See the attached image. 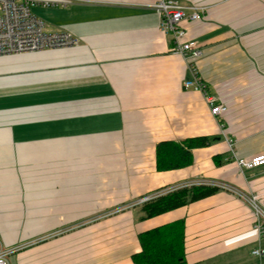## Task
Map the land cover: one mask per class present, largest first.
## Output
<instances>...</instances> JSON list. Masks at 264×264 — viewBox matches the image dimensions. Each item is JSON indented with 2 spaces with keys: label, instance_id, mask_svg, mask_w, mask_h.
<instances>
[{
  "label": "crops",
  "instance_id": "1",
  "mask_svg": "<svg viewBox=\"0 0 264 264\" xmlns=\"http://www.w3.org/2000/svg\"><path fill=\"white\" fill-rule=\"evenodd\" d=\"M33 1L49 32L79 44L0 57V249L109 216L9 264H136L139 233L179 219L187 264H264L240 196L257 195L264 210V165L236 162L264 154V0H181L206 7L181 26L202 50L208 93L227 107L219 120L203 93L184 88L188 59L162 29L158 0ZM198 136L213 140L192 150L191 165L156 168L160 141ZM192 180L231 189L142 218L139 199Z\"/></svg>",
  "mask_w": 264,
  "mask_h": 264
},
{
  "label": "built area",
  "instance_id": "2",
  "mask_svg": "<svg viewBox=\"0 0 264 264\" xmlns=\"http://www.w3.org/2000/svg\"><path fill=\"white\" fill-rule=\"evenodd\" d=\"M35 4L36 2L33 0H0V57L79 44V39L66 31L49 32L46 22L32 12V7ZM153 7L160 16L162 29L166 33L173 35V50L188 59L191 77L184 81V88H192L203 93L211 107V113L219 120L222 113L227 110V107L217 103L216 97L208 93L206 84L200 77L195 62L202 55V50L195 41L185 39L187 31L181 26L184 20H201L204 17L206 7L202 5H186L181 0H158ZM236 162L239 168L252 169L264 165V154H258L247 159L238 157ZM191 185H207L231 189L228 185L218 181L192 180L150 194L139 199L136 203L140 204L177 188ZM240 196L253 209L255 217L254 228L258 231L260 240V238L264 237V210L259 203L258 196H246L244 194H240ZM16 250V248L0 249V264H9V256ZM252 254L262 257L264 249L258 245L252 250Z\"/></svg>",
  "mask_w": 264,
  "mask_h": 264
},
{
  "label": "trees",
  "instance_id": "3",
  "mask_svg": "<svg viewBox=\"0 0 264 264\" xmlns=\"http://www.w3.org/2000/svg\"><path fill=\"white\" fill-rule=\"evenodd\" d=\"M205 136L188 138L182 142L160 141L156 148V168L160 171L175 170L192 164L194 148L211 144ZM214 186L191 185L177 188L141 204L142 218H150L170 211L210 194ZM141 251L133 254L136 264H187L185 257V221L183 219L142 231L138 235Z\"/></svg>",
  "mask_w": 264,
  "mask_h": 264
},
{
  "label": "rangeland",
  "instance_id": "4",
  "mask_svg": "<svg viewBox=\"0 0 264 264\" xmlns=\"http://www.w3.org/2000/svg\"><path fill=\"white\" fill-rule=\"evenodd\" d=\"M32 12L39 15V17L42 18V12L43 10H41V8H37V7H34L32 8ZM142 204V203H140ZM109 216L108 214H105V215H94V217L90 218V219H86L85 221H82V222H77L73 225H69L68 228L66 229H56V230H52L50 231L49 233H42L40 235H37L35 236L34 238L24 242V243H21L19 245H17L15 248L17 249L15 252H19V251H23V250H26V248L30 247V246H33V245H41L42 242L44 241V239H48V238H51V237H58V236H62V235H65L67 233H70V232H73L75 230H79L81 229L82 227H84L83 225L87 224V223H91L90 221L92 220V222L97 219H100L101 217H107ZM96 220V221H97Z\"/></svg>",
  "mask_w": 264,
  "mask_h": 264
}]
</instances>
